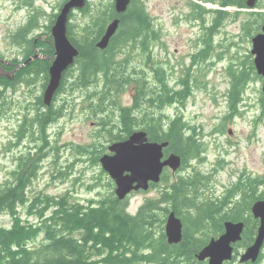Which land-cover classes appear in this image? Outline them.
<instances>
[{"label":"trees","instance_id":"16d2710c","mask_svg":"<svg viewBox=\"0 0 264 264\" xmlns=\"http://www.w3.org/2000/svg\"><path fill=\"white\" fill-rule=\"evenodd\" d=\"M28 1L32 3L31 10L35 8L36 11L30 12L28 23L12 35L16 45L24 46L23 63L33 57L36 38H30L29 32L32 35L40 28L37 16L44 13L37 6L33 7L35 0ZM64 1L57 3L55 9L60 11ZM217 1L223 6L227 4L226 0ZM194 4L205 11L208 9L201 4ZM93 5L96 10L91 9ZM57 10L52 12L49 25L45 27L44 34L50 37V43L38 42L43 46L41 52L49 57L55 51L51 27L58 14ZM74 12L89 15V20L80 30L79 38L76 34L79 30H75L71 22ZM196 15L203 17L201 12H196ZM115 18L119 19L115 34L106 48L98 49V41L104 35L107 25ZM215 23L216 18L210 29L215 27ZM67 36L78 49L74 64L77 65L76 71L70 77L73 89L88 87L101 78L104 81L102 90L88 95L95 96L94 99L100 105L110 96V89L118 92L120 87L130 82H137L141 86L140 96L148 95L144 101H139L137 97L133 108H124V112L116 113L109 121L107 125L113 131V142L127 139L138 129L147 131L151 141L168 143L166 155L174 153L180 157L181 166L177 172L184 171L190 160L200 158L202 144L195 135L190 134V127L182 114L168 117L156 116L150 112L139 113V105L144 103L148 106H184L185 99L190 94L187 83L183 82L181 90H175L166 84L164 74L157 72L156 80L161 84L160 91L145 92L142 90L146 84L144 77H124L117 72L122 63L118 62L117 54L124 53L137 44L144 53H150V44L157 37L156 24L146 12L144 0H130L125 12L120 14L115 10L114 0L92 4L87 0L84 8L71 11ZM208 40L210 39L202 41L210 47L211 41ZM208 51L206 48L201 55L199 52L198 59L202 61ZM149 53L146 54V61L153 63ZM22 69L29 76H40L44 91L49 79L47 62L35 58ZM67 75L68 70L62 75L56 95L65 91ZM228 75L230 85L226 97L228 110L233 113L229 114L231 117L239 113L238 107L240 103L243 104V95L249 82L237 69H229ZM9 82L3 81L0 84L7 85ZM41 95L35 98L36 106L40 109L34 113V118L35 127L38 126L40 134H44L45 127L54 123L63 106L56 105V98H52L47 106ZM259 100L264 102L262 90ZM41 110L45 111L41 113ZM103 118L104 115H100L102 123ZM30 127L34 129V125ZM35 176L36 173L9 174L0 187V217L6 214L11 220L9 226L0 223V264H207V260L201 261L196 255L211 238L223 233L226 221H244L242 238L234 247L233 258L236 259L239 249H245L255 237L259 221L253 218L250 210L255 201L264 198L262 176L239 175L221 196L204 199L202 191L207 185L204 179L209 176L194 171L192 174H178L172 181L166 169L160 183L153 184L159 187V198L146 200L135 214L128 211L127 197L120 200L115 195V186L102 198L89 199L87 204L74 201L66 195L56 197L34 194L31 198L28 197L31 205H23L21 201ZM112 184L114 185L113 181ZM23 206L25 207L22 208ZM24 209L25 218H22L20 211ZM170 212H174L183 223L182 240L177 244H170L164 232ZM40 237L41 242L37 246H31ZM263 259L264 254L260 255L259 263Z\"/></svg>","mask_w":264,"mask_h":264},{"label":"rangeland","instance_id":"374dc122","mask_svg":"<svg viewBox=\"0 0 264 264\" xmlns=\"http://www.w3.org/2000/svg\"><path fill=\"white\" fill-rule=\"evenodd\" d=\"M62 1L64 0H35L33 7L37 6L44 13L37 16L40 28L32 35L29 32L30 38L48 37L44 34L45 27L49 25V17L56 11L57 3ZM89 1L92 4L108 3L111 0ZM193 2L204 8H222L217 0H144L146 12L157 28V37L149 47L151 51L144 53L137 44L138 46L117 54L116 58L119 63L122 62L118 74L124 77H144L146 84L142 90L145 92L160 91L161 84L156 80L157 72L164 74L166 84L175 90H181L183 82L187 83L190 94L185 99L184 106H148L144 103L139 105V113L150 112L156 116L168 117L183 115L192 129L190 133L202 144V152L200 158L188 162L184 171L174 172L175 175L169 169L167 171L172 181L178 174H192L194 171L209 176L204 179L207 185L202 191V198L205 199L221 196L239 175L264 177V102L259 100L262 83L249 82L243 95V104L240 103L238 107L239 113L229 117L230 113L233 114L228 110L226 97L230 85L229 69H247L253 64L251 39L247 35L249 33L252 36L253 30L244 27L251 24V7L247 5L246 8L234 9L237 7L229 6L230 15L218 18L220 25L210 29L217 13L205 12L204 9L195 7ZM31 9L32 3L28 0H0V54L6 59L18 55V45L13 42L12 35L26 24L30 12L36 11L35 8ZM91 9L96 10L95 5ZM196 12H201L203 17H198ZM88 20L89 15L74 12L71 22L74 29L79 30L76 31L78 38L82 26ZM202 33L210 36V47L203 43L202 40H207V37L201 36ZM97 48L100 49L98 46ZM206 48L209 51L200 61L199 52L201 55ZM147 53L152 57L153 63L146 61ZM74 64L70 66L73 67L71 70L70 67L67 69L65 91L55 96L56 105L63 106V109L54 123L45 127L44 133L50 137V148H39V154L32 158L37 166L36 176L28 188L29 198L34 194L56 197L66 195L86 204L88 199L98 200L109 193L114 185L99 161L102 155L109 152L108 146L114 143L113 131L108 129L107 124L116 113L124 112V108H133L137 97L139 101L148 97L140 96L141 86L137 82H130L120 87L118 92L110 89V96L100 105L94 99L95 96L88 95L101 91L104 81L99 78L88 87L73 89L70 77L76 71L77 65ZM19 75L20 80L14 83L0 84V187L12 172L13 153L16 151L13 149V132L16 115H21L22 108L30 116L33 115L34 129L31 130V138L37 140L44 137L38 126L35 127L34 118V113L40 109L36 106L35 98L38 97L42 78L32 77L27 73ZM100 115H104V123L100 120ZM27 145L32 148L30 144ZM158 195V186L130 193L127 196L128 211L135 214L146 200L158 199ZM20 213L25 218V209ZM0 223L9 226L10 217L2 215ZM40 242L41 237L31 243V246H37ZM239 250L242 251L241 248ZM234 260L236 262L231 261L230 264L239 263L238 258ZM259 264H264V259Z\"/></svg>","mask_w":264,"mask_h":264},{"label":"water","instance_id":"95a60500","mask_svg":"<svg viewBox=\"0 0 264 264\" xmlns=\"http://www.w3.org/2000/svg\"><path fill=\"white\" fill-rule=\"evenodd\" d=\"M87 0H66L58 12L51 27L54 41V55L49 67V81L43 94L44 104L49 106L54 93L57 91L62 75L74 64L78 49L71 43L67 36V23L69 15L74 9H82ZM130 0H114L115 10L118 14L125 12ZM249 7L253 0H247ZM119 19H113L106 27L105 33L98 41L100 49L107 47L110 38L115 34ZM252 54L255 55L254 63L259 73L264 75V27L262 34L252 40ZM37 55L30 57V62ZM264 95V82L262 84ZM168 143L149 141L144 130L134 131L126 140L112 143L99 161L115 184V194L122 200L131 191L147 190L150 183H158L164 168L175 172L181 166L178 155L170 153L164 156V149ZM253 218L259 221L255 237L250 245L239 253L240 263H255L264 247V198L257 200L251 207ZM245 227L244 221H226L224 231L218 237L209 240L206 246L196 255L207 264H224L231 261L234 255V245L242 238ZM183 223L174 212H170L165 222V236L170 244H177L182 240Z\"/></svg>","mask_w":264,"mask_h":264},{"label":"flooded vegetation","instance_id":"af4514ba","mask_svg":"<svg viewBox=\"0 0 264 264\" xmlns=\"http://www.w3.org/2000/svg\"><path fill=\"white\" fill-rule=\"evenodd\" d=\"M226 1H227L226 5H224V6L221 5L222 8H217V9L208 8L205 11V12H209V11L219 12V13H217V17H215L216 21H217V23H215V27H218L220 25L218 18L220 19V17L221 18L228 17L230 15V13H228L229 12V10H228L229 6L237 7L234 9H242V8H246V6H247V0H226ZM243 4H245V6H243ZM262 8H264V0H253V6L251 7L252 10L250 11L251 12V14H250L251 24L244 26V27H246V29L252 28V30H253L252 36L249 33L247 34L249 36V38L251 39L252 48H253V43H252L253 38L259 34H262V32H263L264 9H262ZM260 9H261V11H260ZM55 10H57V9H55ZM220 12H221V14H220ZM27 23H28V20H27L26 24ZM24 25H25V23L22 26H24ZM201 36H205L208 39H210V36H207L204 33H202ZM39 41H41L42 43H45V42L50 43V37L48 36L47 38H44V39H40V37H38L34 42V50H33V54H32V56L39 55L36 58L44 59L47 62L48 74H49V66L52 63V57L53 56L49 57L45 53L41 52L43 46H41V42L38 43ZM53 46H54V44H53ZM252 48H251V50H252ZM17 49H18V55L11 57L9 59H6L5 57H3L0 54V82H3V81L9 82L10 81L9 84H11V83H14V81H16V80H20L21 77H19V76H21V75H19V74L25 73V72H22V71H24L22 68L24 66H26L27 64H29L32 60L35 59L34 58L30 62L23 63L25 61L24 60V53H23L24 52V46L18 45ZM253 56H254L253 57V64L251 63L249 65V68H247V69L246 68H240V70H239V68L237 67V72L242 73L243 76L245 77L246 81H248V82L259 81L260 83L263 84L264 75L262 73L258 72V70L255 66V63H254L255 55L253 54ZM48 81H49V79H48ZM45 89H44V91H45ZM41 91H42V85L40 87L38 97L41 95ZM44 91H42L41 96H43ZM56 93H57V91L54 94L56 95ZM53 99H55V96H53ZM44 111L45 110H42L41 113ZM32 121H33V116H30L28 111L24 108H22L21 115H18V114L16 115V126H15V128H14L15 130L13 132V135H14L13 149H16V151L13 153V156H14L13 168H12V172H10V174H35V168H36L37 164L32 161V158L36 154H39L38 153V151H40L39 148L44 149V150L46 148L47 149L50 148L51 142H49L50 137L47 133H44L43 139L37 138V140H33L31 138L30 134H31L32 128L30 126H32ZM190 130H192V129H189V131ZM148 140L151 141L150 139H148ZM27 144H30V146L32 148H30ZM21 162H23V163H21ZM40 164H41V162H40ZM172 174L175 175V173H172ZM154 186L155 185H153V183H150V187H154ZM26 192L28 193V189H26ZM88 201H90V200L88 199L86 204L88 203ZM21 202L24 203L23 205L30 204V201L27 197V194H26V196H24V199ZM239 252H241V251H239ZM262 254H263V250L261 252V255ZM238 257L239 256H237V258ZM232 262L235 263L236 261L233 260ZM226 263H228V262H226ZM236 264H259V258L255 263H250V262L238 263L237 262Z\"/></svg>","mask_w":264,"mask_h":264},{"label":"bare ground","instance_id":"6f19581e","mask_svg":"<svg viewBox=\"0 0 264 264\" xmlns=\"http://www.w3.org/2000/svg\"><path fill=\"white\" fill-rule=\"evenodd\" d=\"M7 55V54H6ZM50 67V66H49ZM126 140V139H125ZM108 148H109V146H108ZM26 154V153H25ZM132 192H136V191H131L130 193H132ZM164 230H165V226H164Z\"/></svg>","mask_w":264,"mask_h":264}]
</instances>
